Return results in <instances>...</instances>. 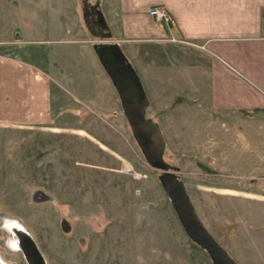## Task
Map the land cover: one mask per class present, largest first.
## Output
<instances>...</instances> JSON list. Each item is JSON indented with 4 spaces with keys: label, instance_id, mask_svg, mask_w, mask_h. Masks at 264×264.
Wrapping results in <instances>:
<instances>
[{
    "label": "rangeland",
    "instance_id": "rangeland-1",
    "mask_svg": "<svg viewBox=\"0 0 264 264\" xmlns=\"http://www.w3.org/2000/svg\"><path fill=\"white\" fill-rule=\"evenodd\" d=\"M21 11L34 12L36 33L51 40L21 42L18 52L29 47L51 76L54 113L50 127H0V264H28L23 232L46 264H214L135 139L81 0H29ZM147 84L164 159L178 168L202 221L239 264H264V160L250 153L264 134L203 120L194 127L171 93L158 98Z\"/></svg>",
    "mask_w": 264,
    "mask_h": 264
},
{
    "label": "crops",
    "instance_id": "crops-1",
    "mask_svg": "<svg viewBox=\"0 0 264 264\" xmlns=\"http://www.w3.org/2000/svg\"><path fill=\"white\" fill-rule=\"evenodd\" d=\"M89 3L98 5L103 16L102 23L94 16L97 21L90 26L86 19L90 40L117 42L149 92L158 98L171 93L194 127L203 120L209 127H253L264 134V0ZM154 5L164 6L175 23L157 22L149 12ZM1 6L0 127H50L52 78L30 58L29 47L22 54L18 46L51 40L41 37L40 29L36 33L34 12H20L28 9L29 0H0ZM78 40L85 42L58 41ZM254 143L256 150L250 153L263 161L264 138Z\"/></svg>",
    "mask_w": 264,
    "mask_h": 264
},
{
    "label": "water",
    "instance_id": "water-1",
    "mask_svg": "<svg viewBox=\"0 0 264 264\" xmlns=\"http://www.w3.org/2000/svg\"><path fill=\"white\" fill-rule=\"evenodd\" d=\"M97 13L102 23V13L100 10ZM95 48L116 87L135 139L149 164L161 171L159 179L185 231L192 241L208 252L214 264H239L202 221L178 168L164 159L166 148L164 133L161 126L147 116L148 95L137 70L122 47L114 41H99ZM63 227L69 228L67 221L63 222ZM19 245L29 264H46L42 251L31 235L23 232L19 238Z\"/></svg>",
    "mask_w": 264,
    "mask_h": 264
},
{
    "label": "built area",
    "instance_id": "built-area-1",
    "mask_svg": "<svg viewBox=\"0 0 264 264\" xmlns=\"http://www.w3.org/2000/svg\"><path fill=\"white\" fill-rule=\"evenodd\" d=\"M150 14L156 19L159 23H168L174 24L175 19L169 13V11L162 5H154L149 9Z\"/></svg>",
    "mask_w": 264,
    "mask_h": 264
},
{
    "label": "flooded vegetation",
    "instance_id": "flooded-vegetation-1",
    "mask_svg": "<svg viewBox=\"0 0 264 264\" xmlns=\"http://www.w3.org/2000/svg\"><path fill=\"white\" fill-rule=\"evenodd\" d=\"M81 6H82V10H83L84 16L86 17V19H87V21L89 23V26H90L92 23H94V21L95 22L97 21V19H95L94 16H96V15L99 16L98 13H97V11L99 10V7H98V5L90 4L89 0H81ZM121 106H122V103H121ZM122 110L124 112L123 107H122Z\"/></svg>",
    "mask_w": 264,
    "mask_h": 264
}]
</instances>
